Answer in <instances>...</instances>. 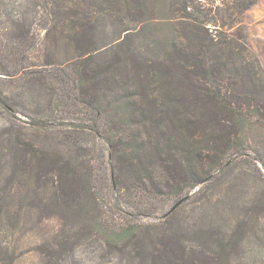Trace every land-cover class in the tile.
Wrapping results in <instances>:
<instances>
[{"label": "trees", "instance_id": "16d2710c", "mask_svg": "<svg viewBox=\"0 0 264 264\" xmlns=\"http://www.w3.org/2000/svg\"><path fill=\"white\" fill-rule=\"evenodd\" d=\"M150 1L0 0V264L17 263L32 216L57 223L32 249L41 264L94 243L116 264L242 254L264 199L230 231L181 213L243 161L245 129L264 123V75L195 0H169L172 32L150 34ZM40 127L64 129L65 147L35 145L26 129Z\"/></svg>", "mask_w": 264, "mask_h": 264}, {"label": "rangeland", "instance_id": "374dc122", "mask_svg": "<svg viewBox=\"0 0 264 264\" xmlns=\"http://www.w3.org/2000/svg\"><path fill=\"white\" fill-rule=\"evenodd\" d=\"M196 3L205 10L210 17H213L217 24L218 33L228 35L236 39V37L244 39L242 45L246 44L247 51L251 57L249 61L258 62V68L264 75V0H195ZM151 2V1H150ZM169 0H152L144 13L147 20V26L150 28L149 33L156 35L159 32L158 26L164 25L163 35H168L173 29L172 25H167L165 20L168 15ZM154 7V11L150 8ZM170 23V22H169ZM156 28L157 31H153ZM153 35V34H152ZM152 38V37H151ZM3 41V39H1ZM4 85L5 91L10 90L9 86ZM64 129L60 127L54 128H27V136L37 145L50 150H60L64 143L67 142ZM248 149L243 161L237 163L229 172L223 174L225 176L224 185L221 190H213V196L210 203H206L209 199L208 191L203 195L190 196L187 200L183 213L184 219H189L195 215L203 216L202 224L216 225L222 228L229 226L226 231H230L231 227L240 220L247 206L254 205L264 198V123L255 126H248L243 134ZM65 147V146H64ZM102 178H98L97 186L102 183ZM28 183L22 189L28 190ZM213 189V188H212ZM134 199L131 197V200ZM135 200V199H134ZM145 197L137 201L144 204ZM149 198L146 197L145 201ZM149 202V201H148ZM157 203L155 208L167 210L165 204L159 206ZM205 206V207H204ZM210 206H216L212 208ZM202 208L200 210V208ZM204 207V208H203ZM131 208V207H129ZM204 209V210H203ZM132 210V209H131ZM133 211V210H132ZM156 212V211H153ZM153 212L148 214H154ZM34 216L31 217L33 220ZM32 220H27L26 225L28 233L25 232L26 238L21 243L22 253L16 264H41V257L32 249L38 247L41 242L48 240L51 234L56 232L57 223L49 221L34 224ZM226 228V227H224ZM248 235L245 238L242 254L239 257L232 256L231 264H264V213L260 212L256 222L252 223V227L247 228ZM100 248L94 243L92 246L84 244L74 250L72 259L66 260L64 264H116L113 258L101 257ZM240 251V250H239ZM237 254V253H236ZM238 254V255H239ZM63 264V263H62Z\"/></svg>", "mask_w": 264, "mask_h": 264}, {"label": "water", "instance_id": "95a60500", "mask_svg": "<svg viewBox=\"0 0 264 264\" xmlns=\"http://www.w3.org/2000/svg\"><path fill=\"white\" fill-rule=\"evenodd\" d=\"M180 202V201H179Z\"/></svg>", "mask_w": 264, "mask_h": 264}]
</instances>
